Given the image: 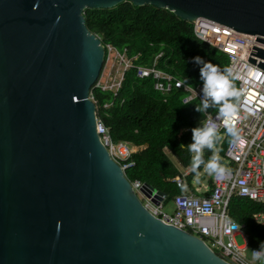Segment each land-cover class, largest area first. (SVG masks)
Instances as JSON below:
<instances>
[{
	"label": "water",
	"instance_id": "water-1",
	"mask_svg": "<svg viewBox=\"0 0 264 264\" xmlns=\"http://www.w3.org/2000/svg\"><path fill=\"white\" fill-rule=\"evenodd\" d=\"M124 2L257 36L264 69V0H0V264H233L151 215L101 143L84 12Z\"/></svg>",
	"mask_w": 264,
	"mask_h": 264
},
{
	"label": "trees",
	"instance_id": "trees-1",
	"mask_svg": "<svg viewBox=\"0 0 264 264\" xmlns=\"http://www.w3.org/2000/svg\"><path fill=\"white\" fill-rule=\"evenodd\" d=\"M84 17L89 31L101 38L105 48L111 46L125 53L129 59L136 58L134 67L125 72L117 94L103 91L97 87L98 82L92 88L91 97L97 107V117L109 129L114 142L145 147L133 155L135 166L127 170L128 180L149 185L172 201L183 192L173 180L182 177L181 169H191L192 154L186 148L191 142L190 129L204 122L206 114L217 113V108L211 105L205 113L194 111L198 100L184 104L183 99L188 93L179 89L167 95L161 94L154 88L156 80L138 77L136 67L151 68L157 56L162 54L156 69L182 83L187 80L188 86L195 89L202 85V81L199 79V65L191 62L192 57L200 56L221 70L228 67L229 59L199 40L192 23L166 9L151 5L137 7L124 2L108 10L88 9ZM232 83L239 90L238 83L234 80ZM239 99L234 101L236 106ZM218 144L217 139L214 146ZM226 147L227 140L219 151L221 164L224 163ZM202 152L205 160L212 154L207 149ZM203 170L201 166L198 175L192 172L186 177L189 190L194 192V178ZM209 187L212 188V182ZM261 212L264 213V205L241 197H233L229 204L230 217L244 226L251 248L258 249L259 241L264 240V226L253 218L254 214Z\"/></svg>",
	"mask_w": 264,
	"mask_h": 264
},
{
	"label": "built area",
	"instance_id": "built-area-1",
	"mask_svg": "<svg viewBox=\"0 0 264 264\" xmlns=\"http://www.w3.org/2000/svg\"><path fill=\"white\" fill-rule=\"evenodd\" d=\"M192 24L199 40L224 53L229 59L228 68H231L233 76L236 77L234 81L238 83L239 90H242L230 126L237 130L243 143L234 142L226 132L227 126L217 120V136L222 141L227 140L222 164L225 174L223 178L210 175L212 188L201 185L193 192L186 183V177L192 173V170H185L182 177L173 180L183 189L181 194L172 199L175 207L173 213L165 211L167 199L159 201L158 194L150 193L145 188L146 184L139 181L129 182L136 196L151 215L169 226L202 239L211 250L220 254L226 263L262 264L264 261L252 260L251 251L258 249L249 246L244 226L238 224L241 228L234 231L226 226L235 222L229 214V204L233 197H241L264 205V69L259 67L261 60L253 56L254 48H263V45L257 42V36L238 33L209 19L200 18ZM106 49L104 68L112 57L117 61L121 60L124 67L119 68L118 80L114 76V79L108 78L104 84H101L103 69L97 87L117 94L122 87L125 72L134 67L133 60L136 58L129 59L125 53H120L111 46H107ZM161 56L162 54L157 56L151 68L136 67L138 77H153L156 80L155 90L163 95L170 94L174 89L184 90L188 93L183 99L184 104L194 100L200 102L202 85L195 89L186 87L181 81L157 70V60ZM251 58L255 59L256 63H251ZM91 99L93 100L92 97ZM213 119H216V113L206 114L205 120ZM97 132L111 159L120 166L127 178V170L135 166L132 161L133 155L137 153L135 146L127 142H114L109 129L99 119H97ZM199 178L200 176H196L193 183ZM156 201L159 203L156 204ZM253 218L257 224L264 226V213H256ZM238 236H242L243 245L237 244Z\"/></svg>",
	"mask_w": 264,
	"mask_h": 264
},
{
	"label": "clouds",
	"instance_id": "clouds-1",
	"mask_svg": "<svg viewBox=\"0 0 264 264\" xmlns=\"http://www.w3.org/2000/svg\"><path fill=\"white\" fill-rule=\"evenodd\" d=\"M191 62L199 65V79L202 81V87L200 89L202 94L201 99L195 106L194 111L205 113L211 105H215L217 113L216 119L205 120L190 129L191 142L186 145L188 152L192 154L190 167L196 175L199 174L198 169L203 166V169L209 175H214L216 178H223L225 168L221 165L214 147L218 139L217 120H220L227 126L226 132L234 142L243 143L237 130L230 126V121L234 118L237 111V106L234 101L239 99L242 90H238L233 85L232 80L236 77L233 76L231 68L218 69L200 56L192 57ZM184 83L187 87V80ZM204 149L212 153L207 160L203 159L202 156ZM226 227H230L233 231L241 228L235 222L230 223ZM251 257L254 261H264V240L259 241L258 250L251 251Z\"/></svg>",
	"mask_w": 264,
	"mask_h": 264
},
{
	"label": "rangeland",
	"instance_id": "rangeland-1",
	"mask_svg": "<svg viewBox=\"0 0 264 264\" xmlns=\"http://www.w3.org/2000/svg\"><path fill=\"white\" fill-rule=\"evenodd\" d=\"M121 62H122L121 60L117 61V59H115L114 57H112L111 60L107 62L106 66L104 68V71H103V77L101 79V84H104L108 80V78L114 79V76H115L116 80L119 79V76H118L119 68L121 67L123 69V67H124V64H122ZM219 149L220 148L218 147V149L215 150L216 154L219 153ZM169 156L177 164V161L175 160V158L171 154H169ZM202 156H203V152H202ZM183 172H185V170H183ZM199 179H201V181H200L201 185L209 186V184L211 182L210 181V175L207 173L206 170H203ZM195 187L196 188L199 187V182H195ZM174 209H175V207H174V204L172 203V201L167 200L166 206H165V211L167 213H173ZM236 242L238 245H243L244 240H243L242 236H238L236 238ZM262 264H264V262H262Z\"/></svg>",
	"mask_w": 264,
	"mask_h": 264
},
{
	"label": "crops",
	"instance_id": "crops-1",
	"mask_svg": "<svg viewBox=\"0 0 264 264\" xmlns=\"http://www.w3.org/2000/svg\"><path fill=\"white\" fill-rule=\"evenodd\" d=\"M218 140H219V144H218V146H216V147L214 146V147H215V150L218 149V147L221 149L222 145L226 142V141H222L221 138H219V137H218ZM135 148H136L137 153H138L139 151L143 150L145 147H140V148H139V147H135ZM220 149H219V151H220ZM218 155H219V153L217 154V156H218ZM176 165L179 167V164H178V163H177ZM221 165H222V164H221ZM179 168H180V167H179ZM181 171L183 172V169H181ZM183 173H184V172H183ZM200 175H201V174H200ZM200 175H199V176H200ZM196 182H199V188H200V186H201L200 180H198V181H196ZM193 186H195V183H193ZM204 186H205V185H204ZM195 189H196V187H195ZM188 191H189V190H188ZM185 192H186V191H185Z\"/></svg>",
	"mask_w": 264,
	"mask_h": 264
}]
</instances>
